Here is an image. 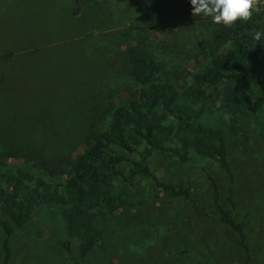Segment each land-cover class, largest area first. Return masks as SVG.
Wrapping results in <instances>:
<instances>
[{"label":"rangeland","instance_id":"rangeland-1","mask_svg":"<svg viewBox=\"0 0 264 264\" xmlns=\"http://www.w3.org/2000/svg\"><path fill=\"white\" fill-rule=\"evenodd\" d=\"M210 23L169 0H0V56L10 54L0 58V160L47 178L38 161L70 164L93 132L107 129L115 108L138 95L127 46L144 45L161 78L188 83ZM227 93L222 85L209 102L181 103L188 112L204 107L196 120L222 136L227 165L216 150L207 155L190 143L202 134L217 146L215 133L160 116L164 149L140 145L152 150L151 174L103 185L124 202L96 207L92 247L83 253L86 231L69 232L59 209L39 206L10 235L0 225V264H264V135L246 107L227 104ZM158 181L187 189L193 200ZM216 190L244 222L248 251L219 219Z\"/></svg>","mask_w":264,"mask_h":264},{"label":"trees","instance_id":"trees-1","mask_svg":"<svg viewBox=\"0 0 264 264\" xmlns=\"http://www.w3.org/2000/svg\"><path fill=\"white\" fill-rule=\"evenodd\" d=\"M169 1L193 14L189 0ZM257 7L259 11L249 20L238 21L231 27L210 23V36L203 42L198 55L201 65L188 83L161 78L162 68L156 57L144 45H128L126 55L131 63L130 74L139 86L138 95L115 108L107 129L93 132L83 152L70 164L62 167L47 160L38 161L49 176L47 178L24 164L0 160V225L4 231L10 235L27 224L33 217V210L39 206L55 207L66 219L69 232L82 228L91 238L82 246L85 253L93 245L92 238L97 237L92 225L96 207L115 210L124 202L121 196L110 195L103 185L114 178L130 181L136 176L151 174L149 157L152 150H141L140 145L145 142L153 149H164L157 138L162 126L158 117L163 115H170L180 124L193 126L199 132L215 133L219 139L217 146L202 134L190 143L195 147L201 144L197 148L207 155H214L216 150V155L227 165L222 136L196 120L204 107L199 111L189 107L191 112H188L181 105L183 101L209 102L219 86L223 85L228 91L227 104L233 106L231 108L246 107L261 125L264 135V122L259 118L264 106V35L259 40L253 38L256 31L264 33V7L261 4ZM8 56L10 54L0 58ZM230 84L235 86L230 87ZM157 184L173 195H184L193 200L187 189L160 181ZM233 191L231 184L229 200L232 205ZM137 202L143 204L144 200ZM215 203L219 219L239 233L241 243L248 251L244 222L235 219L232 209L223 207L217 190ZM196 209L203 214L198 207ZM9 256L7 249L6 257ZM6 264L9 263L6 261Z\"/></svg>","mask_w":264,"mask_h":264},{"label":"clouds","instance_id":"clouds-1","mask_svg":"<svg viewBox=\"0 0 264 264\" xmlns=\"http://www.w3.org/2000/svg\"><path fill=\"white\" fill-rule=\"evenodd\" d=\"M193 14L210 17L211 22L231 27L236 22L249 20L259 11L256 0H189ZM264 33L256 31L253 38L259 40Z\"/></svg>","mask_w":264,"mask_h":264},{"label":"built area","instance_id":"built-area-1","mask_svg":"<svg viewBox=\"0 0 264 264\" xmlns=\"http://www.w3.org/2000/svg\"><path fill=\"white\" fill-rule=\"evenodd\" d=\"M256 4H262V2L260 0H256Z\"/></svg>","mask_w":264,"mask_h":264}]
</instances>
